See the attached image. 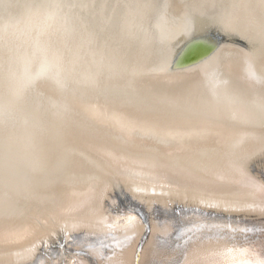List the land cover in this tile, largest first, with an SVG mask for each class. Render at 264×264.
I'll list each match as a JSON object with an SVG mask.
<instances>
[{
  "label": "bare ground",
  "instance_id": "bare-ground-1",
  "mask_svg": "<svg viewBox=\"0 0 264 264\" xmlns=\"http://www.w3.org/2000/svg\"><path fill=\"white\" fill-rule=\"evenodd\" d=\"M231 246L264 261V0H0V264Z\"/></svg>",
  "mask_w": 264,
  "mask_h": 264
},
{
  "label": "water",
  "instance_id": "water-1",
  "mask_svg": "<svg viewBox=\"0 0 264 264\" xmlns=\"http://www.w3.org/2000/svg\"><path fill=\"white\" fill-rule=\"evenodd\" d=\"M207 45L201 42H192L177 57L176 64L181 67L190 64L205 54Z\"/></svg>",
  "mask_w": 264,
  "mask_h": 264
},
{
  "label": "snow or ice",
  "instance_id": "snow-or-ice-1",
  "mask_svg": "<svg viewBox=\"0 0 264 264\" xmlns=\"http://www.w3.org/2000/svg\"><path fill=\"white\" fill-rule=\"evenodd\" d=\"M248 248L241 246H231L223 249L219 254L224 256L227 264H251L247 258ZM258 264H264V261H259Z\"/></svg>",
  "mask_w": 264,
  "mask_h": 264
}]
</instances>
